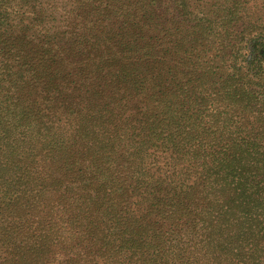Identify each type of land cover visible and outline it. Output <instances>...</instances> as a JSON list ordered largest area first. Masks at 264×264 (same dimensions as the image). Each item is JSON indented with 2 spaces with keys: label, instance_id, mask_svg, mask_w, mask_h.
<instances>
[{
  "label": "trees",
  "instance_id": "1",
  "mask_svg": "<svg viewBox=\"0 0 264 264\" xmlns=\"http://www.w3.org/2000/svg\"><path fill=\"white\" fill-rule=\"evenodd\" d=\"M209 186L264 264V0H0V264H151Z\"/></svg>",
  "mask_w": 264,
  "mask_h": 264
},
{
  "label": "rangeland",
  "instance_id": "2",
  "mask_svg": "<svg viewBox=\"0 0 264 264\" xmlns=\"http://www.w3.org/2000/svg\"><path fill=\"white\" fill-rule=\"evenodd\" d=\"M198 8L201 9V7ZM212 192L216 191L210 186L200 191L202 199L208 204L207 208L202 209V206H199L191 211L190 215H185L176 222L159 217L156 222L152 217L150 222L142 227L139 237L144 244V252L148 253L144 257L149 260V263H229L230 261L226 260L220 251L230 246L227 236L234 233L241 236L236 243L240 245L241 253L253 251L251 246L253 235L250 237L246 234L248 231L246 227L251 225V222L249 221L248 224V221L243 218L242 221L223 218L220 215L221 200H216ZM212 251L215 252L212 253ZM259 256L261 257L262 254ZM145 258L142 259L147 262Z\"/></svg>",
  "mask_w": 264,
  "mask_h": 264
}]
</instances>
